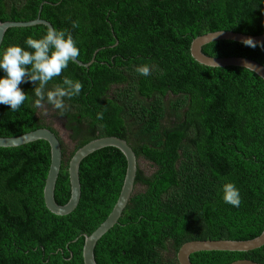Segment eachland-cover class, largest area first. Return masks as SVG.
I'll list each match as a JSON object with an SVG mask.
<instances>
[{"label": "trees", "instance_id": "1", "mask_svg": "<svg viewBox=\"0 0 264 264\" xmlns=\"http://www.w3.org/2000/svg\"><path fill=\"white\" fill-rule=\"evenodd\" d=\"M39 17L71 32L79 61L95 58L88 68L70 62L47 86L65 75L79 80L82 91L65 98V114L70 110V122L90 120L95 129L71 152L61 141L56 201H69L70 159L96 138L125 139L154 168L147 175L139 166L122 217L96 246L97 264H180L177 253L186 242L250 240L264 231V80L243 67L202 65L191 54L193 40L210 32L264 34V0H0L1 22ZM46 30L9 28L0 48L23 46ZM203 52L264 65L261 45L221 40ZM142 65L150 75L136 71ZM20 87L28 99L18 111L0 105V137L40 128L59 136L58 110L33 108L34 85ZM51 157L45 140L0 147V264H84V235L106 220L119 198L128 161L108 147L82 161L78 207L53 214L44 201ZM225 182L239 189V207L223 201ZM239 259L264 264V246L191 255L193 264Z\"/></svg>", "mask_w": 264, "mask_h": 264}, {"label": "water", "instance_id": "2", "mask_svg": "<svg viewBox=\"0 0 264 264\" xmlns=\"http://www.w3.org/2000/svg\"><path fill=\"white\" fill-rule=\"evenodd\" d=\"M44 25L53 26L49 21L40 17L28 22L0 21V47L3 42L6 31L9 28L32 27ZM251 37L257 45L264 44V34L248 35L234 31H216L204 34L195 38L191 45V54L200 64L208 67H243L246 68L264 80V65L251 58L229 56V57H211L203 52V47L212 42L221 40H231L242 43L243 39ZM96 51L94 57L97 55ZM95 58L89 63H82L77 59L75 63L79 66L88 68L93 64ZM38 140H45L51 146V164L44 187V201L50 212L58 216H65L72 213L79 205L82 196V187L80 181V166L82 161L92 153L114 147L119 149L128 161L127 172L122 186L119 198L108 215L106 220L90 235L85 234L83 248L84 264H97L95 258V249L101 238L106 235L122 217L135 189L137 172L139 169V158L130 144L118 136H106L96 138L79 148L69 163V178L71 184V197L65 205L59 204L55 199V188L60 174L63 161L62 143L59 137L48 128H40L16 137H0V147L12 148L19 147ZM264 246V231L257 237L250 240H193L186 242L181 246L177 253L180 264H193L191 255L198 252L209 251H229V252H248L259 249ZM230 264H261L250 259H239Z\"/></svg>", "mask_w": 264, "mask_h": 264}, {"label": "clouds", "instance_id": "3", "mask_svg": "<svg viewBox=\"0 0 264 264\" xmlns=\"http://www.w3.org/2000/svg\"><path fill=\"white\" fill-rule=\"evenodd\" d=\"M78 25L74 22L73 27ZM242 43L245 46L256 47L258 42L247 37ZM264 47V44H261ZM80 56V49L71 32L66 29H56L48 26L46 34L40 38L28 36L24 45H9L0 48V105L10 106L11 111H18L28 99V94L20 87L22 83H32V107L40 109L51 105L58 110V116L64 117L66 111L65 98L78 96L82 91V83L65 75L60 83L47 86L55 77H60L69 63H75ZM136 71L150 75L148 65L138 66ZM102 119V113L97 114ZM222 199L225 203L239 207L240 192L232 182H225L221 187Z\"/></svg>", "mask_w": 264, "mask_h": 264}, {"label": "flooded vegetation", "instance_id": "4", "mask_svg": "<svg viewBox=\"0 0 264 264\" xmlns=\"http://www.w3.org/2000/svg\"><path fill=\"white\" fill-rule=\"evenodd\" d=\"M115 87V85H113ZM54 112H56L54 110ZM72 117V112L69 110L64 117H59L58 115L53 117L54 123L58 125V128L53 124V127L59 131V138L65 144L67 141L71 143H77L79 141L84 140L86 136L92 134V131L95 130L92 124V121L89 120V124L85 122H77V121H69ZM64 133L66 135L67 140H63L60 133ZM90 136V135H89Z\"/></svg>", "mask_w": 264, "mask_h": 264}, {"label": "rangeland", "instance_id": "5", "mask_svg": "<svg viewBox=\"0 0 264 264\" xmlns=\"http://www.w3.org/2000/svg\"><path fill=\"white\" fill-rule=\"evenodd\" d=\"M53 113H54V110H53ZM54 124L58 128V125L56 123H54ZM60 135L64 141L67 140L66 135L63 132L60 133ZM75 144L76 143H74V142L71 143L70 141L66 142V147H67L69 152L73 151ZM139 166H140L141 170L144 171V173L147 175H150L154 171V168L152 166H150V164L143 159H139Z\"/></svg>", "mask_w": 264, "mask_h": 264}]
</instances>
